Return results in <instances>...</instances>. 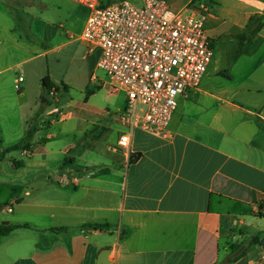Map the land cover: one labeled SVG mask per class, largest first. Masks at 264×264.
Returning a JSON list of instances; mask_svg holds the SVG:
<instances>
[{
    "label": "crops",
    "instance_id": "obj_1",
    "mask_svg": "<svg viewBox=\"0 0 264 264\" xmlns=\"http://www.w3.org/2000/svg\"><path fill=\"white\" fill-rule=\"evenodd\" d=\"M216 1L209 8L208 35L221 39L229 32L240 57L260 53L264 0ZM89 14L73 0H0V156L30 129V149L20 151L29 161L37 149L54 154L49 146L64 154L57 166L46 163V171L0 178L10 189L3 207L12 210L0 206V225L27 226L0 238V264H264V99L246 106L224 98L227 93L213 94L200 88L205 74L197 89L179 98L168 134L134 131L127 152L118 145L123 129L115 117L125 93L114 110L106 109L105 120L90 122L73 113V101L49 111L64 94L45 96L41 85L49 76L71 93L72 82L54 76L50 57L57 56L54 66L73 72L74 46L84 52L90 75L98 72L99 51L89 52L82 40ZM250 58L254 71L243 80L255 84L242 81L238 92L263 96L264 80L257 74L264 56ZM19 77L24 83L17 90ZM103 84L98 92L109 88L107 80ZM57 110L63 114L54 120ZM48 119L49 126H41ZM73 120L79 132H97L92 141L81 136L62 145L49 142L60 137L51 132L57 125ZM88 144H96L93 154L79 155ZM242 243L247 250L240 256L244 248L233 246Z\"/></svg>",
    "mask_w": 264,
    "mask_h": 264
},
{
    "label": "built area",
    "instance_id": "obj_2",
    "mask_svg": "<svg viewBox=\"0 0 264 264\" xmlns=\"http://www.w3.org/2000/svg\"><path fill=\"white\" fill-rule=\"evenodd\" d=\"M73 1L90 11L82 40L89 52L99 51L98 71L106 75L112 93L126 95L125 106L115 114L123 129L119 147L129 152L137 130L166 136L178 97L200 86L213 60L207 9L187 4L175 10L167 0H144L141 6L128 0L111 5ZM96 73L93 83L101 81ZM23 83V77L17 78L15 88Z\"/></svg>",
    "mask_w": 264,
    "mask_h": 264
},
{
    "label": "rangeland",
    "instance_id": "obj_3",
    "mask_svg": "<svg viewBox=\"0 0 264 264\" xmlns=\"http://www.w3.org/2000/svg\"><path fill=\"white\" fill-rule=\"evenodd\" d=\"M119 0H113V2H117ZM132 1L134 4L141 6L143 3L140 0H128ZM174 5L173 9L179 10L187 4H196L198 7L207 9L206 14L209 15V8L210 6H215L216 0H170ZM112 2V1H111ZM79 16L82 17V13L84 14V10H78ZM88 13V10H86ZM208 17V16H207ZM73 20L77 23V20L73 18ZM75 27L72 28L73 35H76L77 32L75 31ZM226 30V28H225ZM209 42L211 47L213 48V60L210 67L207 70L206 76L202 81L200 88L204 90H211L213 94H223V92L227 95H223L224 98L231 100L232 102H237L241 104H245L246 106L249 105H260L263 96H253L248 95L244 92H238L239 83L243 81L245 85L253 86L255 83H251L252 80L246 81L243 80L247 77V74H250L254 71L255 61L252 58H259L260 55L264 56V48L261 49L260 53L257 51L256 54L250 55L249 58L244 56L240 57L237 54L238 48L236 47V43H234L233 39L229 32L225 34L224 37L219 39V35L211 34L209 36ZM78 46L73 47V72L69 68H63L61 65L54 66V62L57 59L56 55L50 57L51 62V69L53 70V74L55 77L60 78L64 76L69 82H72L73 89L71 90L70 94L61 95V102L53 101V106L49 109L55 110L56 108L62 107L65 103L73 101V113L81 114L86 116L87 121H93L95 118L99 120H105L104 113L106 109L114 110V106L120 104L122 101L123 93H112L109 88H104L102 91H99V87L102 88L104 85L103 83L106 81V75L103 71L99 70L96 73V76L99 78V82L93 83L91 82L92 75L91 68L89 62L83 61L84 52H79L77 50ZM251 61H250V60ZM254 66V67H253ZM261 76V80H264V65L262 69L257 74ZM73 76V79H71ZM235 78V79H234ZM232 79V80H231ZM264 87V85H262ZM264 90V89H263ZM90 91L98 92L96 97H89V101L86 103V99L90 93ZM264 92V91H263ZM113 95H112V94ZM180 97H178L179 100ZM38 104L42 106V100L38 99ZM219 104V103H218ZM46 106V105H45ZM68 109H65L63 112H68ZM60 110L53 111L51 116L54 120H59L58 114H63ZM62 119V118H61ZM47 122L41 124L43 127L49 126ZM87 125V124H85ZM71 126V128H70ZM77 121L73 120L71 124L68 126L65 125H57L51 132L53 134H59L60 137L58 139H54V141H49L52 143H58L62 145L64 142L70 141L71 139H81V136L88 139V141H92L93 138L96 136L97 132L88 130L87 132L81 133L76 129ZM88 126V125H87ZM38 128V126H36ZM121 130V128L119 127ZM73 130V132H72ZM81 131V130H80ZM82 134V135H81ZM115 134V133H114ZM58 135V136H59ZM86 136V137H85ZM115 136V135H113ZM87 141V142H88ZM36 148L40 145L35 144ZM95 145H85L84 148L78 151V154L81 155L84 151H89L90 154H93ZM50 149L54 150V154L44 156L43 149H37L38 154L32 161L28 160L26 154L18 151L15 152L13 155L9 156L0 164V178H8L10 176L15 175L16 173L19 174L21 171H46V163L49 164L51 167H55L61 162H63L64 154L58 153V149L56 147L49 146L47 151ZM100 153V152H99ZM49 159V160H48ZM15 162H21L24 166L18 168L14 165ZM63 171H66L63 168ZM10 198V189L6 188L5 186L0 185V206H4L5 202H8ZM8 204V203H7ZM6 209L3 207L2 209Z\"/></svg>",
    "mask_w": 264,
    "mask_h": 264
},
{
    "label": "trees",
    "instance_id": "obj_4",
    "mask_svg": "<svg viewBox=\"0 0 264 264\" xmlns=\"http://www.w3.org/2000/svg\"><path fill=\"white\" fill-rule=\"evenodd\" d=\"M41 85H42L45 96L47 95V93H50L52 91H55L56 93H60L62 91V94H67L69 92V87L64 85L62 88H60L59 86H57L55 83L52 82V80L50 79L49 76H46L42 79ZM93 93H94L93 91H90L89 94L91 95ZM45 105L47 106V105H51V104L49 102H47L44 104V106ZM34 132L35 131L33 129H30L25 138H23L21 141H19L15 145H12V146L8 147L7 149H5L0 156V163L6 158V156L8 154H10L12 152L30 149V146L26 145V142L29 139V137L31 136V134ZM88 226L91 227L92 225H85V227H88ZM21 227H27V226H11V225H8L6 223L0 225V238L8 236L11 232H13L14 230L19 229ZM94 227L95 228H104V226H101V225H95ZM244 245L245 244L242 243L240 245L233 246V250L237 251L238 249L244 248ZM246 250H247V248H244V250L240 256L244 255ZM240 256H235L232 259V261H236Z\"/></svg>",
    "mask_w": 264,
    "mask_h": 264
},
{
    "label": "water",
    "instance_id": "obj_5",
    "mask_svg": "<svg viewBox=\"0 0 264 264\" xmlns=\"http://www.w3.org/2000/svg\"><path fill=\"white\" fill-rule=\"evenodd\" d=\"M46 101V99L45 98H43V102H45Z\"/></svg>",
    "mask_w": 264,
    "mask_h": 264
}]
</instances>
